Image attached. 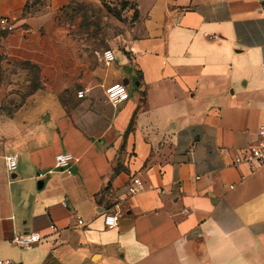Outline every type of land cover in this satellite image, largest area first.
<instances>
[{
  "label": "crops",
  "instance_id": "0c3cea01",
  "mask_svg": "<svg viewBox=\"0 0 264 264\" xmlns=\"http://www.w3.org/2000/svg\"><path fill=\"white\" fill-rule=\"evenodd\" d=\"M68 1L0 0L13 25L0 27V80L12 66L25 80L0 83V257L264 264V163H233L264 125V0H124L135 20L108 65L66 37ZM117 82L129 95L112 105L104 89ZM58 152L76 158L69 173L54 167ZM6 154L17 155L13 173ZM132 176L144 183L135 194ZM23 231L42 239L19 248L12 237Z\"/></svg>",
  "mask_w": 264,
  "mask_h": 264
},
{
  "label": "rangeland",
  "instance_id": "374dc122",
  "mask_svg": "<svg viewBox=\"0 0 264 264\" xmlns=\"http://www.w3.org/2000/svg\"><path fill=\"white\" fill-rule=\"evenodd\" d=\"M124 0H69L59 15V23L66 37L75 39L80 45L81 53L93 64L98 60L100 53L112 49V44L117 43L123 47L125 40L131 33L134 23L132 6L125 4ZM123 2V3H122ZM128 3V2H127ZM120 46V47H121ZM7 81L0 83L12 84L14 88H21L25 80L17 75L22 72L17 66L8 69ZM2 74V73H1ZM3 77V75H1ZM31 82L27 91L35 87L36 70L28 69ZM1 77V78H2Z\"/></svg>",
  "mask_w": 264,
  "mask_h": 264
},
{
  "label": "built area",
  "instance_id": "2783aa9c",
  "mask_svg": "<svg viewBox=\"0 0 264 264\" xmlns=\"http://www.w3.org/2000/svg\"><path fill=\"white\" fill-rule=\"evenodd\" d=\"M0 27L5 31L13 29L12 23L6 17H0ZM100 60L103 64L108 65L115 61L114 51L110 48L104 49L100 54ZM85 91H78L77 96L82 97ZM105 100L112 105H116L128 98V88L123 82L111 83L104 89ZM258 139L256 143L247 145L240 149L235 155L233 163L239 165L240 163H264V125L259 126L257 129ZM76 161V158L70 152H58L54 155V167L60 171L69 173L71 166ZM3 164L9 173L15 172L18 166V159L16 154H6L3 156ZM42 173L37 174V178H41ZM243 178V176L241 177ZM144 183L138 176H132L126 185L127 193L135 194L143 189ZM232 187V185H230ZM63 206L67 207V203L62 202ZM122 212L120 201H114L111 206L106 209L104 213V224L107 228L116 227L119 216ZM76 225L83 226L84 220L78 214L75 215ZM49 228L54 229L51 224ZM42 236L37 231H23L13 235L12 243L19 248H27L41 241ZM0 264H18L13 263L8 259L0 257Z\"/></svg>",
  "mask_w": 264,
  "mask_h": 264
},
{
  "label": "water",
  "instance_id": "95a60500",
  "mask_svg": "<svg viewBox=\"0 0 264 264\" xmlns=\"http://www.w3.org/2000/svg\"><path fill=\"white\" fill-rule=\"evenodd\" d=\"M37 186H38V187H41V186H42V181H39V182L37 183Z\"/></svg>",
  "mask_w": 264,
  "mask_h": 264
}]
</instances>
